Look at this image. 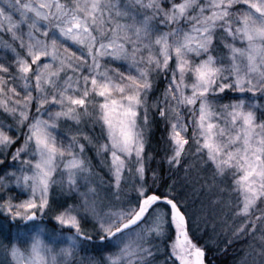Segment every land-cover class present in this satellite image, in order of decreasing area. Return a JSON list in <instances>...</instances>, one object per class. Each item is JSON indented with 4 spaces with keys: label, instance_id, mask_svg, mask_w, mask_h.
<instances>
[{
    "label": "snow or ice",
    "instance_id": "snow-or-ice-1",
    "mask_svg": "<svg viewBox=\"0 0 264 264\" xmlns=\"http://www.w3.org/2000/svg\"><path fill=\"white\" fill-rule=\"evenodd\" d=\"M0 53V264H206L189 187L264 264V0H0Z\"/></svg>",
    "mask_w": 264,
    "mask_h": 264
},
{
    "label": "rangeland",
    "instance_id": "rangeland-1",
    "mask_svg": "<svg viewBox=\"0 0 264 264\" xmlns=\"http://www.w3.org/2000/svg\"><path fill=\"white\" fill-rule=\"evenodd\" d=\"M4 53H0L2 55ZM72 122H69L71 125ZM81 127L85 129V131L91 132L90 124H81ZM88 155H94L89 152ZM95 165V170L100 172V165L97 161H93ZM103 174V173H101ZM168 177V175H167ZM107 179V176H105ZM183 180V174L181 176ZM188 201L191 204L190 212L194 214V218L196 223L192 226V237L193 240L198 243L201 247H205L206 250V264H218L216 258L219 256L221 258V252L224 253V244L222 249H220V245L218 246L217 238L219 237V241H223L224 233L228 231V225L232 224L231 217H228L227 224L224 222L225 213L227 209L223 207L222 204L213 203L215 199L214 194L205 190L199 193H194L192 190L185 191ZM63 193L57 187V191L55 195L59 198ZM8 195L17 196L16 192L8 193ZM25 199L24 196H18V200ZM244 240L243 238L233 243L234 245L239 244L240 241ZM253 243V242H251ZM64 245H60L63 247ZM232 246V245H231ZM163 252V248H162ZM251 256L249 259H255L256 264L260 262L261 257L258 255V249L253 247L251 251ZM99 258L98 253L94 251L81 252L77 251L75 253V260L77 264H90V262H94ZM163 255L159 257L160 260H163ZM62 264V262H61ZM240 264V262H238Z\"/></svg>",
    "mask_w": 264,
    "mask_h": 264
},
{
    "label": "trees",
    "instance_id": "trees-1",
    "mask_svg": "<svg viewBox=\"0 0 264 264\" xmlns=\"http://www.w3.org/2000/svg\"><path fill=\"white\" fill-rule=\"evenodd\" d=\"M163 85H161L162 87ZM164 135L163 132V125L161 124L159 127L154 129L153 137L151 140V147L149 148L150 152L158 153L156 155V159L152 161L151 167L156 169L160 172L162 176L167 178V175H169L168 165L166 162L163 161L164 156V142L161 139V137ZM182 172L177 173L173 179L177 180L180 184L184 183V180L181 179ZM168 183H171V180L168 181ZM192 190V188H186L185 191ZM218 246L220 245V249L223 248L221 244L223 245L222 241H219V237L217 238ZM250 239H244L239 242V244L234 245L232 244L231 247L227 248V251L221 252V258L218 256L216 260H219L218 264H238V262H241L242 258L245 255V252H250L252 248H249V244H251ZM257 264H260L258 262Z\"/></svg>",
    "mask_w": 264,
    "mask_h": 264
}]
</instances>
